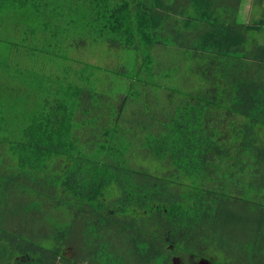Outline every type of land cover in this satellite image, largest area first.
<instances>
[{"label":"trees","instance_id":"1","mask_svg":"<svg viewBox=\"0 0 264 264\" xmlns=\"http://www.w3.org/2000/svg\"><path fill=\"white\" fill-rule=\"evenodd\" d=\"M177 1L0 0L18 39L0 43V112L24 105L0 121V264H264V0L252 19L242 0ZM100 42L135 52L134 77L105 69L125 92L70 68ZM13 51L45 70L36 87Z\"/></svg>","mask_w":264,"mask_h":264},{"label":"rangeland","instance_id":"2","mask_svg":"<svg viewBox=\"0 0 264 264\" xmlns=\"http://www.w3.org/2000/svg\"><path fill=\"white\" fill-rule=\"evenodd\" d=\"M183 1L178 0L175 3V5H176L175 6V12L176 13H180V11L182 10ZM242 3L245 6H244L243 12H241V9H240V12L238 13L239 17H241V18L244 17L246 19H252L253 17H255L249 11L248 4L246 3V0H242ZM256 16H258V15H256ZM260 17L261 16H258L257 19H260ZM185 19H186V17L177 14L176 21L178 23V26L181 28V31L184 30V27H185L184 25L186 23L190 22V21H188V22L185 21ZM8 28H9L8 25H5L4 27H0V43L2 41L7 42V43H9V42L10 43H17L18 39L15 38L16 36L12 37V38L8 37V34L10 33ZM16 34H17V32L14 33V35H16ZM158 51H159V49H157V48L154 50V54L156 57H158ZM70 58L73 60V62H71L69 65H70V68H73L74 70H76L80 66L79 64H76L74 62V60L78 59L79 61H82V62H89L90 68H91L90 72L92 73V74L90 73L91 82L92 83H98V84L101 82V85H102L101 89L105 88L106 91L112 92V94H114V93L116 94L115 91L125 92V88H126L124 86L125 82L127 85H130L131 82H130V80H126L122 77H119L116 74L109 73L105 69H107V70H109V69H112V70L124 69L125 75H127L128 77H134L135 76L134 72H133L134 71L133 68L135 66V63L137 62V59H136L135 52L133 50H130V49L117 48V47L111 46V45L104 43V42H100V43H97L95 45L86 44V46L83 48H77L76 52H74V51L70 52ZM9 62H10L9 65H11L10 66V70L12 71L11 74H13V73H15L16 75L19 74L18 73L19 71H16V70H23V69L29 70L28 72L23 71V74H21L19 77L17 75V77L15 78L19 82H21V80L23 82H25L24 85L26 87H31V86L36 87V85H35L36 83H32V81H42L43 77L45 78V75H47L45 70L39 65L35 66L37 68L33 70V66L31 67V66H29V64H26L23 61L21 53L13 51L11 53V58H10ZM95 72L97 74H94ZM51 73L53 74L52 76H54L56 74L59 75V73H55V74L53 72H51ZM59 76H61V75H59ZM71 77H72V75L69 76V78H71ZM135 80H136V78H134V81ZM148 81L151 82V79H148ZM14 83H15V81H14ZM14 83H12V85H14ZM45 84L46 83L44 81L42 88L45 87ZM24 85L18 84L17 86L19 88H22V87H24ZM118 87H120L121 89H119ZM109 89H111V90H109ZM132 89L134 90V87H132ZM140 90L143 93L142 98L144 97V99H145V109L147 110V112L154 115V116H159L160 112H161L160 107L155 104L153 97H152V100L154 103L152 101H149L150 100V91H149V96L147 97L146 96V95H148V93H146L147 88H145V89L140 88ZM20 93H21V95L18 97H19V99H23L25 92H20ZM147 99H149V100H147ZM160 99H161V97H160ZM13 101H15V100H13ZM161 102L164 103L165 100L163 99V101H161ZM9 106H10V108H9ZM23 106L24 105H6L4 112H0V121H6L7 119H10L12 121L11 123L14 124L16 119H18L19 115L22 113ZM142 108L144 109V107H142ZM131 110H132V107H131ZM221 115H223L222 118H224V119L229 117V114L227 112H222ZM136 118L138 120L142 119L140 116H137ZM215 120H219V112H217L215 114ZM11 123H10V125H11ZM0 125H1V123H0ZM10 155L11 154H9V159L11 157ZM4 158H5V156H4ZM136 162H138V164H140L142 166L150 168L151 169L150 171H153L152 169L154 168V166L152 163H147L146 160L143 161L140 158H138V160ZM67 165H68V163L65 162V160L63 158L57 157L50 164V168L53 170V172L58 173L60 170L64 169ZM107 196H109V195H107ZM62 253L65 257H71L74 255L72 248H70V247L65 248L62 251ZM171 263L172 264H181L180 261L176 258H173ZM196 264H210V263L203 261V260H199L196 262Z\"/></svg>","mask_w":264,"mask_h":264}]
</instances>
